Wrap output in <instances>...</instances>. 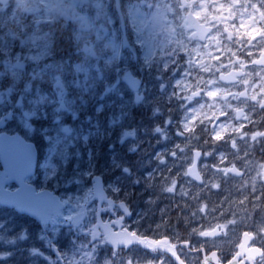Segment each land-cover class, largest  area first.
<instances>
[{"label": "flooded vegetation", "instance_id": "1", "mask_svg": "<svg viewBox=\"0 0 264 264\" xmlns=\"http://www.w3.org/2000/svg\"><path fill=\"white\" fill-rule=\"evenodd\" d=\"M201 1V0H200ZM212 1V0H210ZM243 0H213V4L218 5L219 15L224 19V22H218L216 26L217 36L219 37V47H236L237 43L228 38L227 32L231 26H236L235 20L240 19L244 11L241 7ZM204 3H208L205 0ZM261 9L251 12L254 16L262 17L264 11V2L261 3ZM204 10H207L204 6ZM251 29H254L253 27ZM255 30V29H254ZM240 36L238 32L235 34ZM260 35V34H259ZM258 35V36H259ZM243 42V40H241ZM253 40H248L246 43L248 46L253 45ZM264 48L263 43L258 44ZM239 47V46H238ZM240 49L243 47L240 46ZM180 74L176 68L172 69V72L168 71L166 74L156 71L151 75L146 72H140V87L137 93H132L129 90H124L120 96L125 97V102L122 107H126V112L134 111L135 114V150H138L136 155V162L139 164L140 169L144 170L152 169L156 166L159 156L170 152L175 156L189 155V150L180 145L184 139L195 138L201 135H205L206 120L199 114L195 116L194 123H186L187 112L186 110L193 106L195 107L202 96L198 97V100H192L190 94L185 93L184 87L180 83V78H176L175 75ZM110 92L107 88L106 93ZM200 92V91H199ZM176 93V100L173 99V95ZM104 94V95H105ZM92 101L89 106L96 109L101 103H96L97 97L91 96ZM96 98V99H95ZM200 99V100H199ZM103 101V100H101ZM107 106L108 111L112 110V106L103 101V104ZM186 108L184 109V107ZM125 112V113H126ZM186 115V117H185ZM182 128V130H181ZM124 149H130L129 147H121ZM166 160V164L172 173H179L176 169V164L184 163V159L177 157L176 160L172 159L170 154L167 157H162ZM124 159L130 161L133 159L131 155H125ZM165 163V162H164ZM181 179V176H179ZM12 187V186H11ZM190 205L192 203V195H189ZM21 232L22 231H17ZM186 232V230H185ZM180 233L175 236L179 237ZM123 262L132 263L137 261V257L130 253L123 254ZM34 264H43L42 261L34 262Z\"/></svg>", "mask_w": 264, "mask_h": 264}, {"label": "rangeland", "instance_id": "2", "mask_svg": "<svg viewBox=\"0 0 264 264\" xmlns=\"http://www.w3.org/2000/svg\"><path fill=\"white\" fill-rule=\"evenodd\" d=\"M55 1L56 0H47V1H45V0H38V2L40 3V4H42V6L44 7V10H45V15L46 16H48V15H50V13L52 12V9H54V3H55ZM27 3V0H17V9L15 10V12H22L23 10H25L23 7H24V5ZM47 6L48 7H51V6H53L49 11H47ZM36 12V7H33L32 8V13L34 14ZM110 42H111V44L113 43V40H111L110 39ZM78 191H81V195L79 196V195H75V197H74V200L75 201H77V198H80L81 196H82V194L83 195H85V193H86V189H79ZM195 196H197V195H195L194 194V196L192 195V203H191V208H193L194 210H199L201 207H200V205L196 202V198H195Z\"/></svg>", "mask_w": 264, "mask_h": 264}, {"label": "bare ground", "instance_id": "3", "mask_svg": "<svg viewBox=\"0 0 264 264\" xmlns=\"http://www.w3.org/2000/svg\"><path fill=\"white\" fill-rule=\"evenodd\" d=\"M95 99H96V98H95ZM85 100H86L87 106H89V103L92 101V98H91V96H90V97H87ZM96 103H97V104H98V103L103 104V101L96 99ZM104 106H105V105H104ZM106 111H108V108H107ZM133 125H134V128L132 129V131H131L130 133H128V134H126V135H124V136H121V137H117V138H115V143H116L117 145H119L120 147H129L130 149H133V147H134V142H135V133H136V131H135V120L133 121ZM107 132H110V131H107ZM103 156H105V155H103ZM124 160H125L126 162H132V161H133V159L130 160V161H128V160H126V159H124ZM184 233H185V230H182V231L180 232L179 237L183 236Z\"/></svg>", "mask_w": 264, "mask_h": 264}, {"label": "water", "instance_id": "4", "mask_svg": "<svg viewBox=\"0 0 264 264\" xmlns=\"http://www.w3.org/2000/svg\"><path fill=\"white\" fill-rule=\"evenodd\" d=\"M246 244H247V242L245 241L244 244L240 246V250H241V251L245 249Z\"/></svg>", "mask_w": 264, "mask_h": 264}, {"label": "trees", "instance_id": "5", "mask_svg": "<svg viewBox=\"0 0 264 264\" xmlns=\"http://www.w3.org/2000/svg\"><path fill=\"white\" fill-rule=\"evenodd\" d=\"M257 123V122H256ZM258 123H261V121L260 122H258Z\"/></svg>", "mask_w": 264, "mask_h": 264}]
</instances>
